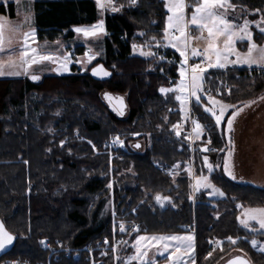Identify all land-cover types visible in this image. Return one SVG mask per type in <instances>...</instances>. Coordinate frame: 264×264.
Instances as JSON below:
<instances>
[{
    "label": "trees",
    "instance_id": "16d2710c",
    "mask_svg": "<svg viewBox=\"0 0 264 264\" xmlns=\"http://www.w3.org/2000/svg\"><path fill=\"white\" fill-rule=\"evenodd\" d=\"M113 1L119 10L105 14L107 36L101 41L104 54L99 62L111 72L109 80L96 81L90 73L76 71L47 76L40 82L0 79V220L15 236L14 247L0 264H90L84 253L77 259L73 251L96 245L110 235V222L95 224L94 220L110 194L111 179L115 210L129 214V220L139 224L138 232L120 246L118 264L132 254L138 235L190 231L196 235L197 264H218L237 250L247 254L253 264H264V253L251 245L254 237L264 239V233L255 235L237 219L243 208L264 207V187L225 175L228 139L224 126L220 130L203 104L193 101L215 151H202L204 143H199L192 152L190 144L172 129L182 114L172 113L178 105L160 89L170 87V77L180 79L179 65H169L167 60L180 64L181 57L176 50L164 47L165 1ZM24 3L34 11L41 42H54L64 32L73 38V27L91 26L100 20L94 0ZM232 3L259 9L264 16V0ZM17 12L15 1L0 4L3 16L14 19ZM152 37L160 41L157 48L151 42L156 58L134 55L133 45L145 46ZM254 37L264 43V33L255 30ZM258 69L234 65L226 72L211 71L204 83L217 86L218 79L228 82L230 91L219 98L242 108L264 97V70ZM104 91L126 98L129 113L125 118H118L108 108ZM233 110L230 108L229 115ZM116 135L124 140L125 149L111 162L106 143ZM143 138L148 141L144 152L130 148L131 142ZM204 156L214 166L209 179L224 190V199L209 198L205 189L194 191L192 179L185 173L174 177L163 171L180 162L191 164L194 157L198 175H207ZM131 182H135V191L129 188ZM157 194L170 197L168 209L156 206ZM228 237L237 242L231 243ZM213 241H219L220 246L209 257ZM47 242L51 247L44 248ZM56 251L60 253L54 254Z\"/></svg>",
    "mask_w": 264,
    "mask_h": 264
},
{
    "label": "snow or ice",
    "instance_id": "6c2138e0",
    "mask_svg": "<svg viewBox=\"0 0 264 264\" xmlns=\"http://www.w3.org/2000/svg\"><path fill=\"white\" fill-rule=\"evenodd\" d=\"M131 4H135L136 0H129ZM97 7L101 11L110 9L113 12L119 10L114 4L113 0H96ZM122 7V5H121ZM169 15L167 16V25L164 29L163 39L167 41L165 46H171L180 55V80L172 88H161L162 93L174 92L176 93L175 99L180 102L181 110L187 113V105L191 98H195L197 102H200V93L204 92L203 81L204 74L210 68H224L227 64H245L249 67L253 65L261 67L264 70V46H258L253 41V34L249 29L250 21L244 19L243 24L235 23L234 19L228 18V12H234L237 5L231 3V0H194L193 4H187L185 0H168L166 4ZM191 8L190 18H186V9ZM255 11H260L256 9ZM31 20L30 14L25 17V23H29ZM264 16L261 17V21L256 23L257 28L261 33H264ZM20 24H12L5 17L0 16V53L6 54L5 58H0V76H20L30 75V78L34 81L39 80L40 77L31 73L33 65H39L43 62L58 63L59 67L57 72L68 69V63L71 59L70 54L63 56L54 55L53 53L41 52L39 46H33L35 43L36 31L29 26L28 31H21ZM195 29L200 35H194L192 29ZM74 31L78 34H82L85 38L99 37L105 33L104 21L99 20L96 24L90 27H77ZM206 32V35L204 34ZM19 33V48H14L13 39L16 38V34ZM143 35V34H142ZM206 41V45L201 50L197 46H194L195 41ZM247 41L246 52H241L235 47L237 41ZM151 42H155L156 46H160V41L156 40V37H152L150 42L146 44L149 51L140 50L142 56H155L156 53L152 52ZM137 45H133V49L136 50ZM85 55H88L86 53ZM235 59H230V57ZM94 55H88L89 62L94 59ZM200 58L201 62H193L189 64V60H195ZM163 59V58H162ZM78 63L80 61H77ZM93 74H99L97 69H93ZM103 75L107 76L109 73L104 72ZM106 98L110 101L112 97L106 94ZM212 107H205L204 111L210 113L214 118L215 124L219 126L225 117V112L228 108H233L231 116L227 119V128L229 131L233 128L234 118L243 111V108H236L234 105L224 104L222 101L215 99L212 96L207 97ZM264 99V97H261ZM119 105H123L122 98H116ZM255 103V101H249L244 107L249 104ZM219 106L217 113L216 106ZM114 108L119 114L123 115L120 107ZM192 132L195 139L201 138L203 132V126L197 121L193 120ZM176 129L177 125H173ZM177 136L180 135L179 130L176 132ZM123 143L122 141H118ZM211 141L209 140V143ZM63 144V141L61 142ZM91 143V142H90ZM232 141L229 139V144ZM139 147V145H136ZM202 151H215V149L203 148ZM232 155L230 149L228 155L224 158L223 171L229 175L233 180L236 179L233 171L229 165V158ZM205 166L208 168V172L211 173L214 170V166L208 163V157L204 156ZM216 167H219L217 165ZM112 187L111 184L108 185ZM194 191L200 189H211L208 195H219L223 197L225 193L218 187H216L208 176L201 175L195 177V183L192 185ZM155 199L158 203L163 205L165 201H169L167 196H161L157 194ZM238 207H241L238 205ZM240 224L246 229L250 227V222H256L260 229H264V207L246 208L244 209L242 217H237ZM120 231H125V225L121 223L119 225ZM137 230V229H134ZM14 237L6 229L3 221H0V249H4L7 244H11ZM231 243L235 244L237 241L232 237L227 238ZM194 237L188 236H137L136 237V255L129 257V261L137 260L140 264H154L153 261L145 259L148 256L147 243L154 242L159 245L157 252H160V248L166 252L169 247H175V252L179 253L181 248L185 253H191L194 250L193 244ZM177 241L178 244L173 246L170 242ZM107 242V241H105ZM41 243H44L43 241ZM217 243H220L217 241ZM252 245L255 247L257 241L252 240ZM261 250L264 251V245L261 246ZM163 254L162 252L160 253ZM174 254H170L167 259L172 260ZM208 256H212V252L208 253ZM180 256H176V261L180 260ZM128 264V262H126ZM192 264H195V260H192ZM229 264H247L241 257H236L234 260L229 261Z\"/></svg>",
    "mask_w": 264,
    "mask_h": 264
},
{
    "label": "rangeland",
    "instance_id": "374dc122",
    "mask_svg": "<svg viewBox=\"0 0 264 264\" xmlns=\"http://www.w3.org/2000/svg\"><path fill=\"white\" fill-rule=\"evenodd\" d=\"M13 1L14 0H0V4H2V3L7 4V3L13 2ZM35 1H37V0H33V2H35ZM164 1L167 4L168 0H164ZM33 2H29V3L33 4ZM185 2L187 3L186 0H185ZM231 3H232V0H231ZM26 8L27 7L25 6V3L20 2L18 4V12H17L16 18L11 19V18L3 16L1 14H0V16L5 17L12 24H20L22 26L21 31H28L29 26L31 28H34L36 31V37H35V43L33 44V46H39L41 52L53 53L54 55H59V56L70 54V57H71V59L68 63V69L66 71L61 70V71L57 72L56 69L59 67L58 63H52V62L46 61V62H43L42 64H39V65H33L32 69H31V73L36 74L40 77L38 82L42 81L47 76H64V75L72 74L73 71H76V73H90V71L94 67L101 64L99 62L103 58V54H104L103 53L104 50H103V46L101 44V41L107 36V32H106V28H105V18H104L105 16L104 15L110 9H108L106 11L99 10L100 20L104 21V28H105L106 34H101L99 37L85 38L82 34L76 33L74 31V29L77 27H90V26H75L72 28V32L74 33L73 38H69V36H68L69 33L64 32L61 35V37L54 42H48V41L41 42V41H39L38 32H37V29H36L35 24H34V17H35L34 11L30 10V9H26ZM166 10H167V7H166ZM167 12H168V10H167ZM29 14L31 16V20L29 23H25V17L28 16ZM190 14H191V10L189 8H187L186 9V18H190ZM168 15H169V12H168ZM261 17H262V15L260 14L259 11L257 12L254 9H250V8L241 6V4L237 5L236 10L234 12H232V11L228 12V18L234 19L235 23H237V24L242 25L244 22V19H248L250 21L249 29L253 34V41L258 46H264V43L259 44L255 40V37H254L255 30L259 31V28H257L256 23L261 21ZM166 25H167V21H166ZM262 26H264V25H262ZM192 32L194 35H200V33L198 31H196L194 28L192 29ZM204 34L206 35V32ZM19 43H20L19 33H17L16 38L13 39V45L12 46L14 48L18 49ZM166 44H167V41H165V45ZM134 45H137L136 50L133 49L134 55H140L141 48H143L144 51H149V48L146 45L144 46V45L138 44V43H135ZM165 45H164L165 48L166 47L172 48L171 46H165ZM205 45H206V41H203V40L194 42V46H197L201 50L203 49V47ZM247 46L248 45H247L246 40L245 41H239L238 40L236 42V45H235L237 50H239L241 52H246ZM153 48H151L150 50L152 52L156 53V51ZM155 48H157L156 45H155ZM86 53H88V55H94L95 58L89 62L88 55H85ZM156 55H157V53H156ZM156 55L155 56H143V57L156 58ZM140 56H142V55H140ZM0 58L6 59L7 58L6 54L0 53ZM230 59L234 60L235 57L234 56L230 57ZM77 61H80V62L78 63ZM193 62L198 63L196 61V59L195 60H191V59L189 60L190 64ZM234 65L246 66L250 69H255V68L258 69L259 68L258 70H261V67L256 66V65L249 67L248 65H245V64H227L226 67H224V68H210V69H208L207 72L204 74V81H205V78L208 77V75L210 74L211 71H217V72L224 71V72H226L227 70L232 68ZM73 67H76V69H74ZM179 69H180V65H179ZM4 77L5 78H30V75H24V74H22L20 76H7L6 75ZM213 77L214 76L210 77L209 80L212 81ZM204 81H203V85H202L204 92L200 93L201 100L199 103H202L204 108L205 107H212V105L209 103V101L207 99V95L205 93V88L207 85L205 86ZM165 88H172V87L166 86ZM106 92H108V91H104L103 95ZM161 94L163 96H165L166 98L172 97L173 100L179 106V104H178L179 101H176V99H175L176 93H174V92L162 93L161 92ZM212 97H214L217 100L222 101L224 104H227L222 99H220L219 97H216V96H212ZM189 101L197 102L195 100V98H191ZM252 104H254V103L249 104L248 107H242L243 111H241L234 118L233 126H234L235 122H237L239 120L238 124H237V128H238L237 135H236L237 139L233 136L234 129L232 128V130L229 131L227 128L226 134H227V139H228V146H227L226 156L228 155V152L231 149L232 155L229 158V165H230V168L233 171L234 175L236 176L235 181H240V182L251 181L249 183L254 182L253 184L264 187V108L261 109L263 111L259 110L261 112H259L258 110L257 111L256 110L255 111L254 110L246 111V109H248L249 106L251 107ZM188 106H189V103H188ZM216 110L218 113V111H219L218 105L216 106ZM171 111L173 113V109ZM229 111H230V109L228 108L225 112V117L222 120L221 124L219 125L221 128H222L223 124H227L226 121L231 116V115H229ZM258 112H259V114H257ZM128 113H129V107H128ZM172 129L176 133V129H174V128H172ZM75 137L79 138V140H80V135L78 132L75 133ZM113 137L117 138L118 141H122L123 143L119 142V144L121 145V148L118 149L117 151L113 152V154L117 155L116 158L111 157V155L109 154V152H110L109 148L107 147V143H106L107 153L110 156L111 162L120 158L119 151L123 148L125 149L124 140L121 139V137L118 135L113 136ZM229 139H231V141H232L231 144H229ZM136 145H139V147H136ZM129 146H130V148H133L134 150H136V148L137 149L139 148V151L144 152L148 146V141H146V139L143 138V139H140L138 141L131 142L129 144ZM192 158L193 159H192L191 164H189V163L185 164V163L180 162V163L175 164L174 166L164 168L163 171H164V173H166L170 176H174V177H177V176L185 173L186 175H188L192 179V183L194 184L195 183V177L201 176L203 174L198 175V173L196 171L194 157H192ZM225 175L227 177L231 178L226 173H225ZM206 176H208L210 178V173H208ZM110 184L112 185V187L110 188V194L104 199V201L102 203V207L100 208V210L97 214V217L94 220L95 224H99V223H105L106 224L109 222L111 224V213L113 210L116 209L115 208V201H114L115 200L114 199V179H111ZM216 187L220 188L224 192V190L221 187H219V186H216ZM129 188L132 191H135V189H136L135 182H133V183L131 182V184H129ZM201 190H204V188L200 189L199 191H201ZM205 190H208L209 192L211 191V189H205ZM199 191H196V192H199ZM208 197L211 199H224L226 197V194L223 197H221L219 195H211V196L208 195ZM239 208H241V207H239ZM253 208H257V207H253ZM244 209H246V208L241 209L240 217H242ZM138 230L136 232H138ZM248 230L253 232L255 235L257 233H264V229H260L259 225L254 221L250 222V227L248 228ZM252 240L257 241V245L255 247L251 243L253 249L256 252L264 253V251L261 250V246L264 245V239H260L259 237H254ZM211 244H212V247H211L210 252H212V255H214L215 251L220 246V243H217V241H213ZM161 252L163 253L162 255L160 254ZM157 253L159 255H161L163 258L169 256L170 254H174L172 260H169V259L163 260V262L161 264H192L193 259L195 260V264H196L195 252L185 253L184 251H180L179 253H176L175 250H172L170 252L169 251L165 252L163 249H160V252H157ZM135 255H136V252L129 257L135 256ZM149 255L150 254L148 253V256ZM177 255H179L181 257L179 261H176ZM239 255H244L245 257L249 258L247 256V254H245L242 251L237 250V251L232 252L229 256H227L223 260H221L218 264H224L228 259L235 257V256H239ZM129 257L125 258L121 264H126V262H128V264H140V262L137 260L129 261ZM147 257L145 259H147ZM11 264H13V263H11ZM154 264H157V263L154 262Z\"/></svg>",
    "mask_w": 264,
    "mask_h": 264
},
{
    "label": "built area",
    "instance_id": "2783aa9c",
    "mask_svg": "<svg viewBox=\"0 0 264 264\" xmlns=\"http://www.w3.org/2000/svg\"><path fill=\"white\" fill-rule=\"evenodd\" d=\"M196 61L198 63L201 62L200 58H196ZM167 63L169 65H180L176 62L175 59L167 60ZM190 64V63H189ZM178 79L174 77H170L168 79V84L170 87H174L176 83H178ZM230 91V86L228 82L223 80H217V86L213 85H207L205 88V93L207 97L210 96H216L220 97L224 93ZM173 113H181L183 116L180 119V121L177 123V130H179L180 135L178 137L185 139L191 147L192 152H195L197 150V145L199 143H204L203 148L211 149V144L213 142L212 137L205 128V126L202 124L198 113L194 110L192 101H189V106L187 109V113H183L179 108H174ZM193 120L197 121L203 126V132L201 133L200 139H195V136L192 132V129L194 127ZM209 140L211 141L209 143ZM107 147L109 148V154L112 158H116L117 155L113 154L114 151H117L121 148V145L118 142V139L115 137H112L107 142ZM210 152V151H205ZM168 173V172H167ZM129 214H120L116 210H113L111 213V232L109 236H105L101 241L96 243V245H87L83 249H77L74 254L76 255L77 259H80L82 256V253H84L87 256V259L90 261V264H104V261L108 260V264H118V251L121 245L127 242V238L130 234H134L139 229V224L137 222L131 221L128 218ZM123 223L125 225V231L121 232L119 225ZM137 229V230H134ZM190 229V227L188 228ZM107 241V242H105ZM60 245V244H59ZM44 248H49L50 243H46L43 245ZM60 251L54 252V254H59ZM67 253H70L68 251ZM13 264H29V263H21L19 261L13 262ZM41 264H51V262L47 263H41Z\"/></svg>",
    "mask_w": 264,
    "mask_h": 264
},
{
    "label": "crops",
    "instance_id": "0c3cea01",
    "mask_svg": "<svg viewBox=\"0 0 264 264\" xmlns=\"http://www.w3.org/2000/svg\"><path fill=\"white\" fill-rule=\"evenodd\" d=\"M15 1V0H14ZM95 2H96V0H94ZM17 4H19L20 2H33V0H16L15 1ZM99 9V8H98ZM100 10V9H99ZM105 16V15H104ZM105 18V17H104ZM170 48V47H169ZM173 49V48H172ZM241 66V65H240ZM0 79H11V78H5L4 76H0ZM263 100V101H262ZM177 101V100H176ZM178 104H179V106H178V108L181 110V104H180V102H178ZM258 105V106H257ZM248 107V106H247ZM262 108H264V99H260V100H257V101H255V103L254 104H252L251 105V107L249 106V108L248 109H246V111H250V110H261ZM187 109H188V105H187ZM230 109V108H229ZM182 111V110H181ZM261 111H263V110H261ZM261 111H259V112H261ZM230 112V111H229ZM259 112L257 113V114H259ZM183 113H185L184 111H183ZM246 114V113H245ZM184 115V114H183ZM244 115V114H243ZM239 121V120H238ZM238 121L237 122H235V124H234V126H233V129H234V131H233V136L236 138V135H237V131H238V128H237V124H238ZM223 126H224V132H225V135H226V137H227V134H226V130H227V124H223ZM219 127V129L221 130L222 128L220 127V126H218ZM237 139V138H236ZM237 141V140H236ZM225 173V172H224ZM249 182H251V181H249ZM252 183H254V182H252ZM154 235H164V236H188V235H191V236H193L194 237V240H193V244H194V250L192 251V252H195V254H196V249H197V241H196V235H195V233L194 232H186V233H183V234H141V235H139V236H154ZM144 243H147V251H148V253L150 254L148 257H147V260H151V261H154V262H156L157 264H161L162 262H163V260H168L167 259V257H162L161 255H159L158 253H157V248L159 247V245H156V244H154V242H144ZM173 246H175L176 244H178V242L177 241H171L170 242ZM135 244H136V239H135V241H134V243H133V252H132V254H130L129 256H131V255H133L135 252H136V247H135ZM160 249H163V248H160ZM172 250H175V247H169V249L167 250V251H172ZM180 251H184V249L183 248H181V250ZM129 256H127V257H129ZM127 257H125V258H127ZM124 258V259H125ZM124 259H123V261H124ZM122 261V262H123ZM121 262V263H122ZM196 264H197V255H196Z\"/></svg>",
    "mask_w": 264,
    "mask_h": 264
},
{
    "label": "water",
    "instance_id": "95a60500",
    "mask_svg": "<svg viewBox=\"0 0 264 264\" xmlns=\"http://www.w3.org/2000/svg\"><path fill=\"white\" fill-rule=\"evenodd\" d=\"M93 69H97L98 73L97 75H94L93 74ZM91 71H90V76L96 80V81H107L111 78L112 74L111 72L103 65V64H99L97 65L96 67H94ZM104 72H107L109 73V75L105 76L103 75ZM106 94H108V96L112 97V100L110 101L108 98H106ZM116 98H122L123 100V105H119L117 103V100ZM103 100L105 101L106 105L108 106V108L118 117V118H125V116L128 114V103H127V100L123 97V96H117V95H114L110 92H106L104 95H103ZM114 105L116 107H120L121 108V111L123 112V115L119 114V112H117L114 108ZM161 195V194H160ZM162 197L164 195H161ZM169 197V196H167ZM170 198V197H169ZM155 204L156 206L161 209V210H166L170 207L171 205V199L169 201H165L163 203V205H161L160 203H158L155 199ZM1 221V220H0ZM12 234V233H11ZM13 235V234H12ZM14 239L12 241L11 244H7L5 246L4 249H0V259L2 257H4L5 255H7L11 250L12 248L14 247V244H15V236L13 235ZM236 257H241L243 258L245 261H247V264H253L249 258L245 257L244 255H239V256H235V257H232L230 259H228L224 264H229V261L231 260H234Z\"/></svg>",
    "mask_w": 264,
    "mask_h": 264
}]
</instances>
